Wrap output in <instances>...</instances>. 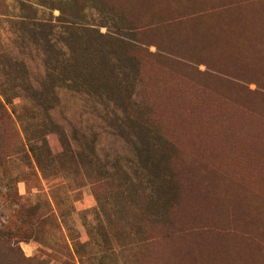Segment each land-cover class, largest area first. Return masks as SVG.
Returning a JSON list of instances; mask_svg holds the SVG:
<instances>
[{
  "label": "rangeland",
  "instance_id": "obj_1",
  "mask_svg": "<svg viewBox=\"0 0 264 264\" xmlns=\"http://www.w3.org/2000/svg\"><path fill=\"white\" fill-rule=\"evenodd\" d=\"M0 101V264H264V0H0Z\"/></svg>",
  "mask_w": 264,
  "mask_h": 264
},
{
  "label": "trees",
  "instance_id": "obj_2",
  "mask_svg": "<svg viewBox=\"0 0 264 264\" xmlns=\"http://www.w3.org/2000/svg\"><path fill=\"white\" fill-rule=\"evenodd\" d=\"M0 104H1V101H0ZM0 110L1 111L3 110V115H5V117H7L8 119H12V117L10 116V113L7 112V110H5L4 108H2L1 105H0ZM60 137H61V141H62L63 145L66 147V149L70 148V143H69L68 138L66 136V133L64 131L61 132ZM45 143H46V140H45ZM32 149H33V151H35L33 146H32ZM16 151H17V149L14 152H12V153L11 152L8 153L7 156L4 159H8L9 161L10 160L13 161L14 154L16 153ZM0 158H2V156H0ZM4 159H1V161H3ZM31 165H32V168H31L32 170H30V173L32 175H36L37 178H38V176H40L39 175L40 172H39V168H38L37 164H35L36 168H35L34 164L31 163ZM29 167H31V166H29ZM20 175H21L20 179L22 181H24L26 183V185H27L28 172L23 171ZM12 196H14V198H16L18 200V202L21 205V208L23 209V211H25V215L27 216L28 219L31 218V217H35L36 215H38V213H41L40 210H39V206L37 204H33V203L29 202L27 197L25 195H21L18 190H15L14 194ZM18 239L13 238V240H14L13 242L22 241L21 238H18Z\"/></svg>",
  "mask_w": 264,
  "mask_h": 264
}]
</instances>
